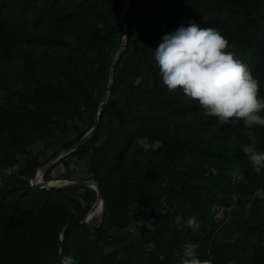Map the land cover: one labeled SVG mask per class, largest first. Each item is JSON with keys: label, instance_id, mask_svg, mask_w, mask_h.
I'll use <instances>...</instances> for the list:
<instances>
[{"label": "trees", "instance_id": "obj_1", "mask_svg": "<svg viewBox=\"0 0 264 264\" xmlns=\"http://www.w3.org/2000/svg\"><path fill=\"white\" fill-rule=\"evenodd\" d=\"M125 5L0 0V170L21 164L0 186V264H58L61 235L72 264H264V122L231 109L264 114V0H130L98 126L59 159L85 161L98 224L82 222L76 187L23 178L55 156L44 141L82 120L80 102L92 122L64 148L91 128L102 100L82 79L108 85ZM141 139L157 146L134 156ZM105 222L139 237L120 248L131 229Z\"/></svg>", "mask_w": 264, "mask_h": 264}, {"label": "rangeland", "instance_id": "obj_2", "mask_svg": "<svg viewBox=\"0 0 264 264\" xmlns=\"http://www.w3.org/2000/svg\"><path fill=\"white\" fill-rule=\"evenodd\" d=\"M143 0H135V3H139ZM127 3L125 5V7L123 8V14L124 11L127 7ZM154 12L158 13L159 15H162V13L158 10L155 9ZM5 15L7 17V19H11V15L9 11H5ZM129 16V13H128ZM77 34V33H76ZM124 41L125 43V31L122 37V42ZM121 42V43H122ZM120 43V46H121ZM119 46V48H120ZM19 51H27L28 47L27 45L24 43V41H21V43L18 45ZM118 48V49H119ZM118 51V50H117ZM117 51L115 52L114 55H116ZM53 53H56L55 51H53ZM83 83L85 84V86L87 88H89L92 92V94L95 97H100V99L103 101L104 97H105V93H106V89H107V84L106 81L103 79L100 80H88V79H82ZM18 87L21 86V84H17ZM6 91L0 87V99H2L5 95ZM80 106L83 109V117L82 120H77V121H73L71 122V129L65 133H60V134H56L54 137L50 138V139H46L44 141V143H46L48 146H50L49 149H47V153L46 156H50L51 154H55L58 155V159L55 160L47 169L45 170H40V176L39 179L41 181H48L51 183H65V182H73V181H85V180H92L90 178V175L86 174L84 172L85 170V164L83 161H80L78 159H76L74 156H70L68 159H62L59 160L61 157H63L65 154V151L67 148H64V144L68 141H71L73 139L76 138V136L83 130L87 129L90 125V123L92 122V118H91V114L93 113V109H92V104L90 101H85V102H80ZM231 109L236 111L235 113L238 116H242L245 115L247 116L249 119H254L256 121H259L261 123L264 122V114H259L256 110H254L252 107H250L248 104H246L243 100H238L235 101L233 103V105L231 106ZM105 120V119H104ZM102 121V126H104V122ZM157 146V143H151L146 139H141L140 141H138L135 145V149L132 152V154L134 156H140L142 151H144L145 148H149V147H155ZM42 147V145H41ZM230 147V146H228ZM40 149V147L34 148V152L36 153V151H38ZM54 156V157H55ZM45 156H42V158H44ZM77 163L78 164V169H77ZM32 170H27L25 173V176L23 178L29 179V182L31 180V178L33 177V175L36 172V169L34 170V174H32ZM39 172V171H38ZM1 178V175H0ZM10 178V177H9ZM8 177H3L2 180L0 179V186H2V184L4 182L7 181V179H9ZM260 193V192H258ZM69 194L71 196H73L75 199H77L80 204L83 207H89V210L91 209L92 205L95 203L96 198H97V194H96V190L95 188L91 187V186H78L73 190H70ZM94 198V199H93ZM252 198H246L243 197L242 201L244 202L243 205L245 208H248L251 205V201ZM90 199H93V203L92 205H89L90 203ZM234 204V202H232ZM88 210V212H89ZM102 210L103 208H97L95 210H93V212L91 213L90 217L88 220H86L85 223H91L92 225H96L99 223L100 218H101V214H102ZM227 213H229V216L224 218L222 220L223 224L226 225H230V221L233 218V214L230 212L229 208H226ZM87 212V213H88ZM218 216H220L218 214ZM105 225L108 229V231L111 234H116V233H126L128 230L131 229V234L127 235L125 237V239L122 241V243L119 245L120 248L123 247V245L127 242H129L130 240H132L134 237H139V228L137 224H134L133 222H130L129 226L123 230L118 229L116 226H113L112 224L105 222ZM239 242H244L247 240V238L245 237L244 234H240L239 235ZM58 264H63L62 260L60 261V263Z\"/></svg>", "mask_w": 264, "mask_h": 264}, {"label": "water", "instance_id": "obj_3", "mask_svg": "<svg viewBox=\"0 0 264 264\" xmlns=\"http://www.w3.org/2000/svg\"><path fill=\"white\" fill-rule=\"evenodd\" d=\"M129 2H130V0H126L127 4ZM121 21H122V24H123V31H125V20L123 18V12H122V15H121ZM123 45H124V41L121 43L120 48L118 49L116 55H114V57L112 59L111 66H110V71H109V82H108V85H107L105 97H104L103 101H101V103L99 104V106L97 108V111L95 113L93 124H92L91 128L82 137H80L77 141H75L71 147L67 148L64 154H67L68 152H70L74 148L78 147L83 142H85L87 139H89L91 137V135L96 130V128L98 126L99 114H100L101 108H102L103 104L108 99L109 90H110V87L112 85V81H113L112 79H113L115 62H116V59L119 56L120 52L123 49ZM59 157H58V155H56L55 157H53L50 160H48V162L45 163L43 166L37 168L35 174L31 178V182H32L31 184L39 186V187H45V188H50V187H55V188H61L62 187V188H65V187L89 186V184L92 183L94 185L95 190H96L97 198H96L95 203L92 205L91 209L89 210V212L86 214L85 218L82 220V222H86V220H88L90 215H91L90 212L92 210L96 209L99 205H102V197H103L102 191L99 188V186H98V184H97V182L95 180H91V181L90 180L73 181V182L54 183V184H45V183H40V182L35 181V176H36L37 171L40 170V169L42 171L47 169ZM59 253L62 256L61 260H62L63 264H72L71 260L66 255L63 254L62 235H61Z\"/></svg>", "mask_w": 264, "mask_h": 264}, {"label": "built area", "instance_id": "obj_4", "mask_svg": "<svg viewBox=\"0 0 264 264\" xmlns=\"http://www.w3.org/2000/svg\"><path fill=\"white\" fill-rule=\"evenodd\" d=\"M20 166H21V164L17 163V164H13L11 166L3 167L0 170L1 178H2V176L6 177V176L11 175L13 173H17L20 170ZM30 183H32L31 180H30Z\"/></svg>", "mask_w": 264, "mask_h": 264}, {"label": "bare ground", "instance_id": "obj_5", "mask_svg": "<svg viewBox=\"0 0 264 264\" xmlns=\"http://www.w3.org/2000/svg\"><path fill=\"white\" fill-rule=\"evenodd\" d=\"M41 170V169H40ZM40 170H38L37 171V173H36V176H35V181H37V182H40V183H45V184H54V183H51V182H48V181H41L40 179H39V176H40ZM91 181V180H90ZM89 186H91V187H93L94 188V185L92 184V183H90L89 184ZM97 208H101L102 209V205H99ZM96 208V209H97ZM95 210V209H94ZM93 212V210L90 212V213H92Z\"/></svg>", "mask_w": 264, "mask_h": 264}, {"label": "crops", "instance_id": "obj_6", "mask_svg": "<svg viewBox=\"0 0 264 264\" xmlns=\"http://www.w3.org/2000/svg\"><path fill=\"white\" fill-rule=\"evenodd\" d=\"M80 161H83V162H84V164H85V170H84V172L88 175V174H89V171H88V167H87L85 161H84V160H80ZM78 164H79V163H77V169L79 168V167H78Z\"/></svg>", "mask_w": 264, "mask_h": 264}]
</instances>
